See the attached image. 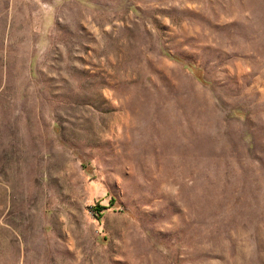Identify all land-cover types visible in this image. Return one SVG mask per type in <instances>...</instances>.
Segmentation results:
<instances>
[{"label": "rangeland", "instance_id": "rangeland-1", "mask_svg": "<svg viewBox=\"0 0 264 264\" xmlns=\"http://www.w3.org/2000/svg\"><path fill=\"white\" fill-rule=\"evenodd\" d=\"M0 264H264V0H0Z\"/></svg>", "mask_w": 264, "mask_h": 264}]
</instances>
